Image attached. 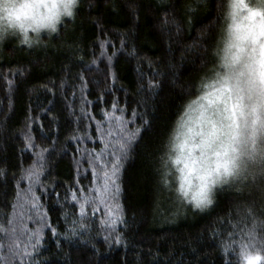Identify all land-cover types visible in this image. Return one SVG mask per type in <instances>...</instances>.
Returning <instances> with one entry per match:
<instances>
[{"label": "trees", "instance_id": "16d2710c", "mask_svg": "<svg viewBox=\"0 0 264 264\" xmlns=\"http://www.w3.org/2000/svg\"><path fill=\"white\" fill-rule=\"evenodd\" d=\"M226 7L225 0H80L75 19L66 20L58 33L43 35L39 44L29 48L17 39L0 44L4 226L9 219L18 227L22 221L21 230L29 233L40 226L29 214L30 205L21 210L13 203L28 187L22 170L33 165L36 153L49 150L37 187L47 227L33 264H236L234 253L251 242L250 233L260 244L259 191L218 190L214 207L201 212L182 204L162 182L173 123L191 98L199 100L209 88L203 82L199 91L216 67L213 49ZM113 49L119 51L109 66ZM114 101L126 109V120H134L136 110L151 121L128 125L141 128V135L122 162L118 202L126 223L116 225L119 244L116 233L101 223L115 211L104 188V172L111 170L106 161L118 154L122 141L119 126L104 115H120ZM82 108L90 114L79 119L88 138L77 144L69 137ZM28 131L34 151L25 150ZM89 153L102 157L95 167ZM79 197L88 198L83 215ZM26 241V235L18 241L21 248ZM6 254V247L0 249Z\"/></svg>", "mask_w": 264, "mask_h": 264}, {"label": "clouds", "instance_id": "9594fccd", "mask_svg": "<svg viewBox=\"0 0 264 264\" xmlns=\"http://www.w3.org/2000/svg\"><path fill=\"white\" fill-rule=\"evenodd\" d=\"M227 5L213 56L216 67L201 82L209 88L227 83L245 89L250 68L262 59L264 36L258 27L264 15V0H242L233 12L232 0ZM80 0H0V44L8 39L27 40L29 46L41 42L43 35L58 33L66 20H74ZM252 13H260L253 18ZM212 81H215L213 84ZM217 108L219 111H217ZM209 109L211 121L205 113L207 104L194 97L186 104V111L178 115L166 142V161L162 182L176 198L194 210H203L215 202L217 191L225 184L242 178L246 169L264 165V152L253 155L251 146L245 149L244 137L236 136L231 121L226 118L224 105ZM245 245H248L247 243ZM236 264H249L248 256L259 257L256 264H264V242L234 253Z\"/></svg>", "mask_w": 264, "mask_h": 264}, {"label": "snow or ice", "instance_id": "6c2138e0", "mask_svg": "<svg viewBox=\"0 0 264 264\" xmlns=\"http://www.w3.org/2000/svg\"><path fill=\"white\" fill-rule=\"evenodd\" d=\"M240 2H242V0H233L232 7L234 13L236 11L237 4ZM257 15H260V13H252L253 18ZM172 22L177 24V28H179V23L175 18H173ZM258 27L260 28V35L264 36V15H261ZM21 43L29 48L32 47L29 46L27 40L21 41ZM121 45L122 47L127 48L126 40L122 39ZM103 47L104 45L101 44L102 50ZM117 51L119 50L113 49L112 55L107 57L109 66H111L112 60L116 56ZM262 53H264V46H262ZM129 54L135 55V52L131 51ZM150 87L153 86L150 85ZM213 88L215 89L214 91L209 92L200 98L207 102V109H205V113H207V116L209 117L208 122L212 123L213 127H215L214 122L210 119L211 113L208 110L217 108V106L221 104L224 105V112L227 113L226 118L231 121L230 127L235 129L236 136L244 137L245 149L247 150L250 145L253 155H255L258 151L264 152V55H262V59L257 62V66L255 68H250L249 70V78L247 80V100L250 103L245 102V89L243 88L238 87L235 94L233 93V87L227 83L218 88ZM85 104H87V101H85ZM113 107L116 112L120 113V115H113L112 113H105L104 115L109 122L114 121L116 125L119 126L122 141L118 145V154L114 155L111 160L106 161V164H111V170L104 172V188L105 192L109 195V198L114 202L112 207L115 211L110 210L108 212L109 219L107 221H102L101 223L107 225L113 233H116V225L118 223H126L118 202L121 191L120 172L122 162L129 158L133 145L137 142L138 137L141 135V128L136 127L130 129L128 125L130 123H135L136 120H140L143 125L149 126L151 121L145 120L143 114L138 113L136 110H133L132 113L135 119L132 121L126 120L124 118L126 109L119 108L115 101L113 102ZM49 111H51V109H49ZM217 111H219L218 108ZM89 116L90 114L86 111V109L82 108L81 117L76 121H73L76 127L69 137L70 140H74L77 144H80L88 138L86 135V128L84 130L80 129L79 119L87 120L89 119ZM23 136L25 150L34 151L37 145L33 141L31 131L24 132ZM45 151L49 150L42 149L39 153H36L37 160L33 162V165L26 170H22L21 178L28 181V187L23 189V195H21V192H17L16 202L13 203L14 209L20 208L21 210H24L30 205L29 214H35L32 215V218L35 223L40 226L36 227L29 233L27 230H21L23 228L22 221H20L19 227L17 225V221L13 219L8 220L7 226L0 223V233H2V235H0V249L6 247L7 250L6 255H0V261H3V264H12V262L16 259H19L20 264H25L26 259L28 264H33V253L37 252L39 246L41 245L43 230L44 227H47V224L45 223V215L39 211L43 206L38 204L41 197L37 195V187L41 184L40 176L44 171V164L41 163V161L45 159ZM88 158L90 166L93 167H95V160L102 159V157H92L90 153ZM76 163L79 165L80 161H76ZM3 174V169H0V176H3ZM17 183L19 184V181ZM253 189L261 193V211L264 212V165L246 169L241 179L223 185L219 189V192L227 190L236 191L238 194H242L245 190L251 191ZM72 197L76 200L78 198V194L72 193ZM79 200L81 201L80 212L81 215H83L84 205L88 203V198L79 197ZM215 202L210 203L203 210L199 211H210L211 208L214 207ZM2 217L3 213H0V220H2ZM81 228H83V225H81ZM25 235L27 236V241L24 242L25 246L21 248L18 241H21L22 237ZM5 240L7 241L6 245L4 243ZM250 241L251 242L248 245L241 246L242 252L245 255H247V248L249 246H256L254 242L255 236L251 233ZM120 242V234L116 233V243L119 244ZM262 242H264V238L261 239L260 243ZM29 249L32 251L30 252ZM229 250L230 249L226 247L225 253L227 254ZM258 260L259 257L248 256L249 264H256Z\"/></svg>", "mask_w": 264, "mask_h": 264}, {"label": "rangeland", "instance_id": "374dc122", "mask_svg": "<svg viewBox=\"0 0 264 264\" xmlns=\"http://www.w3.org/2000/svg\"><path fill=\"white\" fill-rule=\"evenodd\" d=\"M232 2H233V0H232ZM214 84V83H213ZM215 89L212 87V88H208L207 90H206V92L204 93V95H206L207 93H209V92H212V91H214ZM203 95V96H204ZM200 100V99H199ZM204 103L206 104L207 102L206 101H204Z\"/></svg>", "mask_w": 264, "mask_h": 264}]
</instances>
